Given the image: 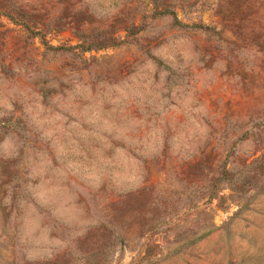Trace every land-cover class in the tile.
<instances>
[{
  "label": "rangeland",
  "instance_id": "1",
  "mask_svg": "<svg viewBox=\"0 0 264 264\" xmlns=\"http://www.w3.org/2000/svg\"><path fill=\"white\" fill-rule=\"evenodd\" d=\"M263 154L264 0H0V264H264Z\"/></svg>",
  "mask_w": 264,
  "mask_h": 264
},
{
  "label": "trees",
  "instance_id": "2",
  "mask_svg": "<svg viewBox=\"0 0 264 264\" xmlns=\"http://www.w3.org/2000/svg\"><path fill=\"white\" fill-rule=\"evenodd\" d=\"M162 13H164V12H162ZM255 160H258V161H256V163L261 162V167H260L261 170H260V171H257L256 174L264 175V154L261 155L260 157H258V158L255 159ZM251 179H252V178H249V177H248V179L246 180V182H247V183H250Z\"/></svg>",
  "mask_w": 264,
  "mask_h": 264
}]
</instances>
